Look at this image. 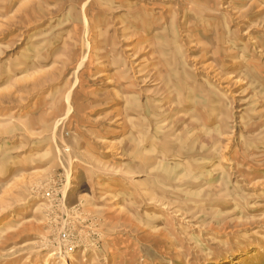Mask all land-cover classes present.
Here are the masks:
<instances>
[{"label": "rangeland", "instance_id": "rangeland-1", "mask_svg": "<svg viewBox=\"0 0 264 264\" xmlns=\"http://www.w3.org/2000/svg\"><path fill=\"white\" fill-rule=\"evenodd\" d=\"M0 264H264V0H0Z\"/></svg>", "mask_w": 264, "mask_h": 264}]
</instances>
